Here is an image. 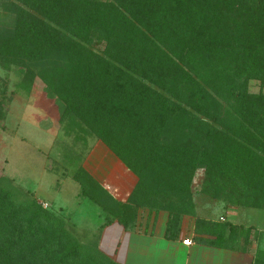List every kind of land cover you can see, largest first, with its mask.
Wrapping results in <instances>:
<instances>
[{
  "label": "trees",
  "instance_id": "trees-1",
  "mask_svg": "<svg viewBox=\"0 0 264 264\" xmlns=\"http://www.w3.org/2000/svg\"><path fill=\"white\" fill-rule=\"evenodd\" d=\"M0 13L12 21L0 26V70L25 94L38 80L64 134L98 140L136 177L120 204L71 174L104 225L163 210L172 239L197 176L199 195L264 211V0H0ZM193 223L196 243L248 253L249 231ZM67 225L0 175V264H116Z\"/></svg>",
  "mask_w": 264,
  "mask_h": 264
},
{
  "label": "rangeland",
  "instance_id": "rangeland-1",
  "mask_svg": "<svg viewBox=\"0 0 264 264\" xmlns=\"http://www.w3.org/2000/svg\"><path fill=\"white\" fill-rule=\"evenodd\" d=\"M11 22L0 13V26ZM18 81L14 70H0V175L18 191L28 192L42 208L66 220V224L70 215L75 225H67L69 231L82 244H90L95 238L87 230L93 232L103 221L98 209L78 196L79 186L70 178L78 167L80 148L76 151L77 147L71 146L73 142L57 123L59 112L53 100L45 97L42 84L35 80L25 94L15 87ZM257 89V85L251 86V91ZM200 179L197 176L193 181L192 200L197 209L206 213L198 211V215L249 231V244L245 245L248 252L264 249V211L226 206L199 195ZM242 242L237 239L236 250L244 247Z\"/></svg>",
  "mask_w": 264,
  "mask_h": 264
},
{
  "label": "crops",
  "instance_id": "crops-1",
  "mask_svg": "<svg viewBox=\"0 0 264 264\" xmlns=\"http://www.w3.org/2000/svg\"><path fill=\"white\" fill-rule=\"evenodd\" d=\"M66 136L73 142L74 145L71 146L77 147L76 151L80 148V153H77L78 167L115 202L125 203L134 189L136 177L126 170L98 140L88 136L75 137L73 134ZM92 205L98 209V217L103 222L98 224V229L93 232L88 229L87 232L95 238L98 251L116 264H251L252 262L251 251L248 253L228 251L196 243V235L193 231L194 218L202 219L204 216H199L197 212H206L202 208L197 209L194 204L193 210L188 215L178 218L175 229L169 234L172 239L165 238L168 221L166 211L137 208L132 227L124 229L116 220L104 225L106 214L96 205ZM67 216L68 225H75L71 223L70 215ZM203 219L208 220V217L205 216ZM200 237L206 238L202 235ZM184 239L190 241L189 246L181 244Z\"/></svg>",
  "mask_w": 264,
  "mask_h": 264
},
{
  "label": "built area",
  "instance_id": "built-area-1",
  "mask_svg": "<svg viewBox=\"0 0 264 264\" xmlns=\"http://www.w3.org/2000/svg\"><path fill=\"white\" fill-rule=\"evenodd\" d=\"M181 244L183 246H189L190 245V241L188 239H184V240H182Z\"/></svg>",
  "mask_w": 264,
  "mask_h": 264
}]
</instances>
